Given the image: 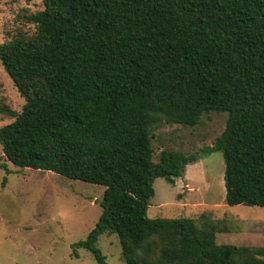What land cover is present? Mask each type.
<instances>
[{
  "label": "trees",
  "instance_id": "1",
  "mask_svg": "<svg viewBox=\"0 0 264 264\" xmlns=\"http://www.w3.org/2000/svg\"><path fill=\"white\" fill-rule=\"evenodd\" d=\"M29 35L0 43L22 109L0 127L7 160L105 186L76 243L107 264L116 233L128 264H264V246L218 243L222 220L148 215L154 180L175 183L222 151L228 204L264 206V0H44ZM227 113L212 145L154 159L162 122Z\"/></svg>",
  "mask_w": 264,
  "mask_h": 264
},
{
  "label": "rangeland",
  "instance_id": "2",
  "mask_svg": "<svg viewBox=\"0 0 264 264\" xmlns=\"http://www.w3.org/2000/svg\"><path fill=\"white\" fill-rule=\"evenodd\" d=\"M43 8L44 0H0V43L32 34L36 27L27 16ZM25 101L0 59V108L20 111ZM13 119L0 110V127ZM226 119V112L212 111L193 127L160 123L152 131L154 159L165 148L190 153L212 145ZM225 166L217 150L189 164L175 183L156 177L148 215L186 216L201 225L205 213L222 220L218 243L264 246V206L227 203ZM104 190L101 184L15 165L0 142V264H99L91 250L76 243L96 226ZM98 246L107 264H128L116 233H103Z\"/></svg>",
  "mask_w": 264,
  "mask_h": 264
}]
</instances>
